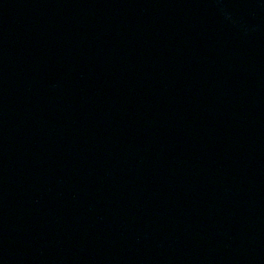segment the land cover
Returning <instances> with one entry per match:
<instances>
[{
  "label": "water",
  "instance_id": "obj_1",
  "mask_svg": "<svg viewBox=\"0 0 264 264\" xmlns=\"http://www.w3.org/2000/svg\"><path fill=\"white\" fill-rule=\"evenodd\" d=\"M0 264H264V0H0Z\"/></svg>",
  "mask_w": 264,
  "mask_h": 264
}]
</instances>
